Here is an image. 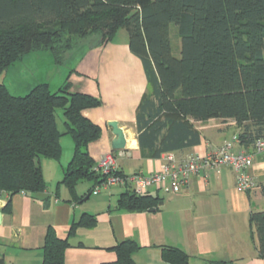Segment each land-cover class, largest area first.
I'll return each instance as SVG.
<instances>
[{
	"label": "trees",
	"instance_id": "trees-1",
	"mask_svg": "<svg viewBox=\"0 0 264 264\" xmlns=\"http://www.w3.org/2000/svg\"><path fill=\"white\" fill-rule=\"evenodd\" d=\"M172 25L181 39L179 56L174 54ZM123 28L153 87L154 98L146 94L137 114L138 126H145L140 134L142 147L154 149L160 135L157 156L196 143L200 136L191 119L211 118H221L222 124L234 120L241 146L256 149V142L264 141V0H0L2 193H43L47 182L41 160L61 158L66 134L74 141V153L62 182L72 197L78 199L76 186L81 180H94L97 185L103 181L89 151V145L100 138L101 128L84 114L85 109L100 106L101 99L72 90L69 78L58 89L40 82L17 95L2 77L28 52L48 50L61 64L78 41L96 35L103 45ZM58 109L63 111L64 130L58 123ZM148 132L145 143L143 135ZM258 187L264 195V183ZM159 200L158 195L128 188L117 207L140 212L157 207ZM96 224L95 214L83 213L73 221L66 238L50 225L42 264H65L77 229ZM250 224L259 256L264 258V210L252 211ZM140 248L134 239L119 241L113 247L117 259L108 264H137L134 254ZM162 255L172 264H188L190 259L174 246H164ZM0 264H5L2 257Z\"/></svg>",
	"mask_w": 264,
	"mask_h": 264
},
{
	"label": "crops",
	"instance_id": "crops-1",
	"mask_svg": "<svg viewBox=\"0 0 264 264\" xmlns=\"http://www.w3.org/2000/svg\"><path fill=\"white\" fill-rule=\"evenodd\" d=\"M118 35L119 32L113 41L103 45L96 39L87 41V49H80L69 68L57 76L55 84L48 79L41 81L58 89L69 78L72 90L101 99L100 106L84 110L101 128L100 138L89 145L96 165L105 153L118 152L112 149L115 134L109 125L111 121H118L125 133L126 147L119 156V164L126 175L160 171L170 155L182 161L193 153L216 150L224 141L238 136L239 129L232 119L223 124L221 118L191 119L200 136L198 142L158 156L154 153L161 146V135L155 140L154 149L142 147L140 134L145 126H138L137 114L146 94L154 98L153 87L142 60L129 48V37ZM149 135L150 132L143 135L145 143ZM63 138L61 158L41 160L47 182L43 193L0 194V257L5 264H42L47 228L54 226L58 235L66 238L73 221L86 212L97 216V224L77 229L66 250L65 264L114 262L117 253L113 247L125 239H134L141 246L134 254L137 264H172L162 255L164 246L187 252L188 264H216L222 260L264 264L250 224L251 212L264 210V195L261 187L250 191L239 189L229 166L192 175L180 192H165L152 186L148 193L159 196L158 206L152 211L130 212L117 207L119 198L130 186L114 185L95 194L96 182L84 179L76 186L78 199L72 197L62 181L74 153V141L71 138L65 150ZM236 149L254 155L251 173L259 184L264 183V151L239 143Z\"/></svg>",
	"mask_w": 264,
	"mask_h": 264
},
{
	"label": "built area",
	"instance_id": "built-area-1",
	"mask_svg": "<svg viewBox=\"0 0 264 264\" xmlns=\"http://www.w3.org/2000/svg\"><path fill=\"white\" fill-rule=\"evenodd\" d=\"M238 136L224 141L216 150L207 153H193L182 161H176L168 156L160 171L148 175H126L120 170L119 156L123 151L107 152L97 162L96 171L104 176L103 181L93 190L98 194L102 188L114 185L130 186L133 191L143 194L155 186L165 192H180L186 187L192 175L200 172L209 173L229 166L235 175L236 186L243 191H250L258 187V182L251 173L254 166V155L245 150H237ZM257 151H264V141L258 140L255 144ZM2 191L0 190V194Z\"/></svg>",
	"mask_w": 264,
	"mask_h": 264
},
{
	"label": "rangeland",
	"instance_id": "rangeland-1",
	"mask_svg": "<svg viewBox=\"0 0 264 264\" xmlns=\"http://www.w3.org/2000/svg\"><path fill=\"white\" fill-rule=\"evenodd\" d=\"M177 28L175 25H172L171 28V37L174 47V54L179 56V47L181 46V39L177 35ZM128 33L126 29H121L119 31L118 38L127 37ZM93 40L96 39V35L91 37ZM91 39H88L89 41ZM87 41L78 43L69 51L64 54V61L59 64L54 60L52 53L48 50L41 51H32L24 55V57L14 63L4 74L2 80L5 82L7 87L14 94L24 95L34 87L36 84L40 83L44 79L52 81L54 84L57 81V76H61L62 71L65 72L67 68L71 65L74 59L77 57L80 49L82 51L86 50L89 44H86ZM86 44V45H85ZM84 47V48H83ZM56 89V88H53ZM63 111L58 109V123L60 129L64 130L63 125ZM72 142V139L69 135H64L63 138V147L66 150L68 148V143Z\"/></svg>",
	"mask_w": 264,
	"mask_h": 264
},
{
	"label": "water",
	"instance_id": "water-1",
	"mask_svg": "<svg viewBox=\"0 0 264 264\" xmlns=\"http://www.w3.org/2000/svg\"><path fill=\"white\" fill-rule=\"evenodd\" d=\"M109 125L113 127V132L115 134V138L113 139V142H112V149L117 150V151L124 150L126 147V137H125L124 130L120 127L118 121H111ZM154 209L155 208L152 207L148 210L152 211Z\"/></svg>",
	"mask_w": 264,
	"mask_h": 264
}]
</instances>
